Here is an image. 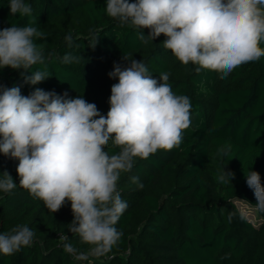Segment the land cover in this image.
<instances>
[{
	"label": "trees",
	"instance_id": "obj_1",
	"mask_svg": "<svg viewBox=\"0 0 264 264\" xmlns=\"http://www.w3.org/2000/svg\"><path fill=\"white\" fill-rule=\"evenodd\" d=\"M26 3L32 7L31 17L12 15L9 0H0V30L34 21L45 33L37 41L45 61L26 75L39 69L52 77L31 85L19 71L4 68L0 82L7 87H20L24 96L36 88L81 96L106 117L111 88L119 83L108 73L125 54L142 60L155 79L169 72L173 92L192 103L191 125L180 145L147 159L136 157L132 172L121 174L117 188L129 205L116 225L123 237L107 255L90 257L87 264H264V212L255 207L258 201L245 177L256 171L264 185V56L220 79L218 72H197L199 65L183 64L162 45L164 35L142 41L134 27L121 26L107 14L106 0ZM69 33L71 47L65 40ZM260 47L264 49V41ZM69 53L83 58L65 63ZM225 146L228 154L223 156L218 150ZM105 150L115 154L119 148L109 141ZM18 164L0 153V172L8 171L17 184L11 193L0 192V233L27 224L36 232L35 242L12 255L0 253V264H77L64 251L61 237L68 235L80 251L89 246L66 227L74 219L71 202L56 213L48 209L19 185ZM224 169L235 173L232 182L217 179ZM131 176H138L144 187L133 184ZM236 202L256 211L257 225Z\"/></svg>",
	"mask_w": 264,
	"mask_h": 264
},
{
	"label": "clouds",
	"instance_id": "obj_2",
	"mask_svg": "<svg viewBox=\"0 0 264 264\" xmlns=\"http://www.w3.org/2000/svg\"><path fill=\"white\" fill-rule=\"evenodd\" d=\"M107 14L155 40L164 35L162 45L183 64H197V72L207 69L226 78L235 68L264 56V0H106ZM12 15L31 17L26 0H9ZM149 30V35L144 30ZM45 33L30 20L25 26L12 25L0 30V70L19 71L25 83L37 85L49 79L47 70L26 73L45 61ZM69 47L72 35L65 37ZM98 43V42H97ZM96 47V46H95ZM83 57L70 53L65 63H79ZM113 84L110 109L105 117L96 104L84 97L72 98L67 92L36 88L28 96L18 86L0 82V153L18 160L20 186L58 212L71 202L74 219L69 232L88 249L80 251L63 235L64 251L76 261L107 255L119 244L123 231L118 229L128 208L121 198L117 182L122 173H131L135 160L147 159L158 150L180 145L182 133L191 125L190 97L177 95L168 83L170 73L153 78L142 60L125 54L114 62L108 73ZM112 142L119 148L110 154L105 148ZM228 154L227 147L218 150ZM245 172V171H244ZM264 212V185L256 171L245 173ZM131 182L143 188L138 176ZM220 182L235 179V173L223 170ZM17 184L8 171L0 172V192L11 193ZM36 232L27 224H17L0 233V253L12 255L35 242Z\"/></svg>",
	"mask_w": 264,
	"mask_h": 264
},
{
	"label": "rangeland",
	"instance_id": "obj_3",
	"mask_svg": "<svg viewBox=\"0 0 264 264\" xmlns=\"http://www.w3.org/2000/svg\"><path fill=\"white\" fill-rule=\"evenodd\" d=\"M239 211L253 224L257 225L258 220H257V214L254 209H251L250 207L246 206L245 204L241 202H236L235 203Z\"/></svg>",
	"mask_w": 264,
	"mask_h": 264
},
{
	"label": "built area",
	"instance_id": "obj_4",
	"mask_svg": "<svg viewBox=\"0 0 264 264\" xmlns=\"http://www.w3.org/2000/svg\"><path fill=\"white\" fill-rule=\"evenodd\" d=\"M71 256V255H70ZM72 260L75 261L77 264H87L89 261L86 260V261H76L74 260V258L71 256ZM90 258V257H89ZM91 258H94V257H91Z\"/></svg>",
	"mask_w": 264,
	"mask_h": 264
}]
</instances>
